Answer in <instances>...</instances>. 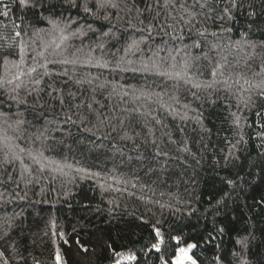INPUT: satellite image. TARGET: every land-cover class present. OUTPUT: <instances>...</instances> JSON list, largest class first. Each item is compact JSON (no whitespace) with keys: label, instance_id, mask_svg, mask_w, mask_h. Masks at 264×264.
I'll list each match as a JSON object with an SVG mask.
<instances>
[{"label":"trees","instance_id":"16d2710c","mask_svg":"<svg viewBox=\"0 0 264 264\" xmlns=\"http://www.w3.org/2000/svg\"><path fill=\"white\" fill-rule=\"evenodd\" d=\"M177 241L264 264V0H0V264Z\"/></svg>","mask_w":264,"mask_h":264},{"label":"snow or ice","instance_id":"6c2138e0","mask_svg":"<svg viewBox=\"0 0 264 264\" xmlns=\"http://www.w3.org/2000/svg\"><path fill=\"white\" fill-rule=\"evenodd\" d=\"M20 2L23 4L24 3V0H20ZM87 10V9H86ZM17 36L20 35V33H16ZM156 236L159 237L160 236V233L157 232L156 233ZM163 241H161L162 243ZM181 243V241H177L176 245H174V249H178L180 255L176 257V262L175 264H183V260L184 259H187V260H190L191 261V264H196V261L192 259L191 256H188L187 255V249L183 248V247H179V244ZM152 247L155 248L157 251H160V244L159 243H155L153 242L152 243ZM196 245L195 244H189L188 245V249H191V248H195ZM173 255H175V251H173ZM128 259L130 260H136L137 258L135 256H129ZM57 260H59V257H57ZM116 264H120V261L119 259L116 260Z\"/></svg>","mask_w":264,"mask_h":264},{"label":"rangeland","instance_id":"374dc122","mask_svg":"<svg viewBox=\"0 0 264 264\" xmlns=\"http://www.w3.org/2000/svg\"><path fill=\"white\" fill-rule=\"evenodd\" d=\"M188 245H189V244H187V245H183V246H180V247H183V248L187 249V255H188V256H191L192 259L194 260L193 255L191 254V249H188ZM179 255H180V253H179V251L177 250V253H176L175 256L173 257L171 264H175V262H176V257L179 256ZM183 264H191V261H190V260H187V259H184V260H183Z\"/></svg>","mask_w":264,"mask_h":264}]
</instances>
